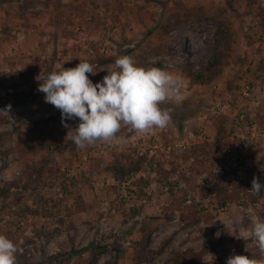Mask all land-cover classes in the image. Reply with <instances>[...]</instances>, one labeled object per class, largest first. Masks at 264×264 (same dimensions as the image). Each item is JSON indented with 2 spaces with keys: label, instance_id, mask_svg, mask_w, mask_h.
<instances>
[{
  "label": "rangeland",
  "instance_id": "obj_1",
  "mask_svg": "<svg viewBox=\"0 0 264 264\" xmlns=\"http://www.w3.org/2000/svg\"><path fill=\"white\" fill-rule=\"evenodd\" d=\"M174 19L180 25L164 34L160 26ZM120 55L180 76L183 99L162 105L173 109L165 129L122 128V143L78 149L36 77L85 59L103 67ZM216 55L220 62L200 71ZM197 72L204 81H193ZM87 75L96 83L107 72ZM7 105L15 121L0 113V185L8 189L0 196V235L26 264H172L174 257L226 264L233 252L259 258L248 233L264 219V199L219 206L213 183L264 180V0H0V110ZM111 167L129 173L118 180ZM162 170L170 174L165 181ZM183 194L200 222L179 219ZM142 224L151 227L145 245Z\"/></svg>",
  "mask_w": 264,
  "mask_h": 264
},
{
  "label": "clouds",
  "instance_id": "obj_2",
  "mask_svg": "<svg viewBox=\"0 0 264 264\" xmlns=\"http://www.w3.org/2000/svg\"><path fill=\"white\" fill-rule=\"evenodd\" d=\"M98 69V70H97ZM106 71L102 81L93 83L87 74ZM38 91L44 101L61 113V123L68 129L66 138L78 149L99 144L124 142L118 136L122 128L131 133L150 134L154 129H165L172 119V108L162 107L168 102H180L183 79L159 67L138 66L133 57L118 56L114 62L99 67L87 59L73 68L38 75ZM11 105L0 113L9 115ZM72 127L67 120H77ZM264 184L252 179L251 192L264 199ZM217 237L219 233L216 234ZM259 252V258L233 252L226 264H264V219L252 221L248 233ZM17 246L5 235H0V264H17ZM247 251V249H246Z\"/></svg>",
  "mask_w": 264,
  "mask_h": 264
},
{
  "label": "trees",
  "instance_id": "obj_3",
  "mask_svg": "<svg viewBox=\"0 0 264 264\" xmlns=\"http://www.w3.org/2000/svg\"><path fill=\"white\" fill-rule=\"evenodd\" d=\"M178 25H180V22L176 19H174L173 21H166L163 25L160 26L161 31L164 34H167L169 32L170 29H173L175 27H177ZM217 33L219 35V42L221 41V39H223L224 43H226V39H225V34L223 32V30L221 29V26L218 27ZM223 41H221L220 43H223ZM163 43H165L166 48L170 51L172 50L173 46L171 43H166L164 41L161 42V48L163 47ZM174 44V42H172ZM220 62V55H216L212 61H210L207 65L205 66H201V70H209L211 69L213 66L217 65ZM193 79V81L199 83L204 81V77L202 74H200L199 72H197V74H191L190 75ZM28 94H24V96H26ZM2 121H6L3 118H0ZM217 133L220 135L221 130L219 129L217 131ZM111 172L114 175L115 179L121 180V179H125L126 175H128L129 171L125 170L123 167H111L110 168ZM156 171V170H155ZM169 173L168 172H164L163 170L159 173V177L162 179V181L167 180V178L169 177ZM143 180L139 179L138 183H141ZM258 182H260L261 184H264V180L261 178H258ZM252 188V179L250 180H246L245 185L244 183L240 184H233L231 186H229L227 183L224 182L223 178H219L216 179L215 182L213 183V191L217 194V201H218V205L219 206H223L228 202H237L239 199L241 198H246L249 202L253 203L255 201V195H253V193L251 192ZM7 187H3L0 185V196H3L7 193ZM264 191H262L261 193H263ZM182 201L179 203L178 207L176 208V210L179 212V219L182 222H185L187 224H193V223H198L201 221L202 216L200 214V210L196 207L195 204L193 203H189V204H184L185 202V194H183L182 196ZM207 218L203 217V220L206 221ZM139 232V239H140V243L141 245H145L147 243L148 240V236L151 232V227L146 225V224H142L138 230ZM91 245L80 248L78 250H74L72 249L68 255L70 254H82L83 252H86L88 249H90ZM114 252L116 254V258L117 259H121L122 257V253L118 248L114 249ZM17 258L19 259V262L22 264H26L27 260L25 259L24 255L22 254H18ZM189 262H187V264H199L197 263V261L194 260V258L192 259V257H189ZM115 264V263H114ZM172 264H183L180 259L178 257H174L172 260Z\"/></svg>",
  "mask_w": 264,
  "mask_h": 264
}]
</instances>
